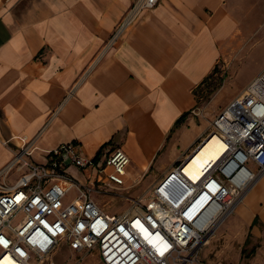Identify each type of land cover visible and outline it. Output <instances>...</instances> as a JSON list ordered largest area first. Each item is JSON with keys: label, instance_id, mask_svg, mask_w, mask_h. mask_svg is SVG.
Here are the masks:
<instances>
[{"label": "crops", "instance_id": "1", "mask_svg": "<svg viewBox=\"0 0 264 264\" xmlns=\"http://www.w3.org/2000/svg\"><path fill=\"white\" fill-rule=\"evenodd\" d=\"M131 2L0 0L1 138H33L36 162L71 141L88 157L121 148L137 177L169 143V165L181 157L207 128L181 121L236 42L245 9L240 0H160L107 46ZM11 157L0 146V167ZM225 222L219 236L240 231L239 264H264V177Z\"/></svg>", "mask_w": 264, "mask_h": 264}, {"label": "built area", "instance_id": "2", "mask_svg": "<svg viewBox=\"0 0 264 264\" xmlns=\"http://www.w3.org/2000/svg\"><path fill=\"white\" fill-rule=\"evenodd\" d=\"M159 2L132 0L106 45ZM203 134L189 154L150 184L141 204L116 214L95 196L106 194L105 186L124 188L130 159L121 148L88 157L71 141L36 162L33 138L0 137L12 153L0 167V264L42 263L62 243L74 264L92 253L102 264H208L198 257L203 243L264 177V68ZM213 137L220 155L197 160L193 178L185 168Z\"/></svg>", "mask_w": 264, "mask_h": 264}, {"label": "rangeland", "instance_id": "3", "mask_svg": "<svg viewBox=\"0 0 264 264\" xmlns=\"http://www.w3.org/2000/svg\"><path fill=\"white\" fill-rule=\"evenodd\" d=\"M240 1L245 11L238 13L237 16L236 42L222 54L209 77L195 89L196 104L181 124L191 119L188 123L208 126L215 115L264 68V0ZM202 134L200 140L205 137V134ZM182 139H179L177 145L181 146ZM197 139L181 154L179 159L183 157V154L187 155L194 149ZM113 142L112 144L115 145L116 143ZM169 144L158 156L156 163L152 164L149 170L142 173L140 177H137L138 168L131 163L133 169L128 167L129 179L127 178L124 188L112 190L105 186L107 193L95 196L105 211L116 214L133 203L143 202L150 184L162 173L163 169H168L172 165V163L169 165L172 161L170 156L172 147L170 148ZM71 170L79 177V180L82 179L79 170L75 168ZM74 194L72 190L68 196L73 197ZM228 226V222L220 225L216 233L205 244L210 243L209 246L201 248L198 255L201 260L216 264H239L243 260L244 257L238 258L240 231L235 232L231 238L225 235L219 236L229 230ZM203 251H205L204 254ZM51 263L74 264L75 257L62 243L56 253L39 264ZM90 263L102 264L95 253L87 255L78 264Z\"/></svg>", "mask_w": 264, "mask_h": 264}, {"label": "bare ground", "instance_id": "4", "mask_svg": "<svg viewBox=\"0 0 264 264\" xmlns=\"http://www.w3.org/2000/svg\"><path fill=\"white\" fill-rule=\"evenodd\" d=\"M0 146H2L0 144ZM4 147V146H3ZM6 148V147H5ZM8 149V148H7ZM36 149V147L34 148V150ZM33 150V151H34ZM222 150V147H219L216 143V138L213 137V138H210V140L197 152V154L194 156V158L187 164L186 166V170H191L194 168V165L196 164V161L197 160H200L201 158H205L206 161H209V160H214L216 159L219 155H220V152ZM190 175L195 178L197 176V174H195L194 171H190L189 172ZM238 208V207H237ZM236 208V209H237ZM235 209V211H236ZM234 211V212H235ZM222 225V224H221ZM219 228V227H218ZM218 228L216 229V231L218 230ZM216 231L214 232V234L216 233ZM213 234V235H214ZM209 236L206 241L203 243V247L205 246V244L208 242V240L213 236Z\"/></svg>", "mask_w": 264, "mask_h": 264}, {"label": "trees", "instance_id": "5", "mask_svg": "<svg viewBox=\"0 0 264 264\" xmlns=\"http://www.w3.org/2000/svg\"><path fill=\"white\" fill-rule=\"evenodd\" d=\"M179 121V120H178Z\"/></svg>", "mask_w": 264, "mask_h": 264}]
</instances>
